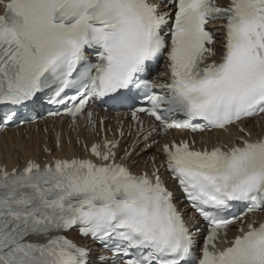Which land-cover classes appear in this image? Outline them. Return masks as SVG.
Here are the masks:
<instances>
[{
	"label": "snow or ice",
	"instance_id": "1",
	"mask_svg": "<svg viewBox=\"0 0 264 264\" xmlns=\"http://www.w3.org/2000/svg\"><path fill=\"white\" fill-rule=\"evenodd\" d=\"M161 60L163 79L149 80ZM97 101L137 105L151 170L107 136L84 156L0 167V264H108L83 241L111 264H264V131L244 126L264 115V0H0V126L46 102L95 133ZM171 129L231 139L156 138Z\"/></svg>",
	"mask_w": 264,
	"mask_h": 264
},
{
	"label": "bare ground",
	"instance_id": "2",
	"mask_svg": "<svg viewBox=\"0 0 264 264\" xmlns=\"http://www.w3.org/2000/svg\"><path fill=\"white\" fill-rule=\"evenodd\" d=\"M43 141L44 139L40 135L33 136L29 141L17 137L14 133L0 137V166L6 165L11 169L21 160H26L29 157H43L40 148ZM63 147L66 155L68 152L70 154L79 152V149L74 145H71L68 149L65 146ZM145 155L146 153H143L141 158H144Z\"/></svg>",
	"mask_w": 264,
	"mask_h": 264
}]
</instances>
